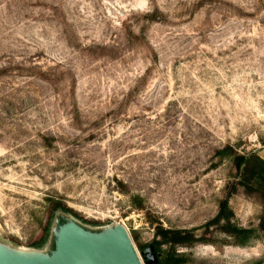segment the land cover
<instances>
[{"label":"rangeland","instance_id":"obj_1","mask_svg":"<svg viewBox=\"0 0 264 264\" xmlns=\"http://www.w3.org/2000/svg\"><path fill=\"white\" fill-rule=\"evenodd\" d=\"M227 146L264 160V0H0V239L44 248L61 204L143 264L158 228L206 240L181 264H264ZM226 198L244 243L205 228Z\"/></svg>","mask_w":264,"mask_h":264},{"label":"water","instance_id":"obj_2","mask_svg":"<svg viewBox=\"0 0 264 264\" xmlns=\"http://www.w3.org/2000/svg\"><path fill=\"white\" fill-rule=\"evenodd\" d=\"M143 255L146 256L145 264H153L154 246H149ZM0 264L143 263L122 224L113 222L93 227L58 210L44 248H22L0 239Z\"/></svg>","mask_w":264,"mask_h":264},{"label":"trees","instance_id":"obj_3","mask_svg":"<svg viewBox=\"0 0 264 264\" xmlns=\"http://www.w3.org/2000/svg\"><path fill=\"white\" fill-rule=\"evenodd\" d=\"M220 154L223 157H228L238 167L240 173V181L248 189H255L264 192V160L258 155H252L246 157L237 154L230 146L223 149ZM63 208L65 211H69L61 204H57L56 209ZM234 213L229 206V198L222 200L220 203V209L218 215L209 221L205 228L219 227L220 230L235 238L238 243L239 239L246 237L250 234V230L239 228L235 222H233ZM195 230H166L164 228H158L157 237L161 240L154 242V248L157 251H161V246H170L173 251L172 254L160 258V264H181L182 259L176 258L177 246H189L198 242H206L195 234ZM244 243V242H240ZM143 250V248H141Z\"/></svg>","mask_w":264,"mask_h":264},{"label":"built area","instance_id":"obj_4","mask_svg":"<svg viewBox=\"0 0 264 264\" xmlns=\"http://www.w3.org/2000/svg\"><path fill=\"white\" fill-rule=\"evenodd\" d=\"M118 223H120V222H118ZM120 224H122V223H120ZM123 225V224H122ZM124 226V225H123Z\"/></svg>","mask_w":264,"mask_h":264}]
</instances>
